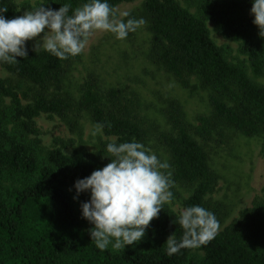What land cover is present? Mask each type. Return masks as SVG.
<instances>
[{"label": "trees", "instance_id": "obj_1", "mask_svg": "<svg viewBox=\"0 0 264 264\" xmlns=\"http://www.w3.org/2000/svg\"><path fill=\"white\" fill-rule=\"evenodd\" d=\"M132 1L109 3L115 9ZM84 2L49 0L45 6L58 10L71 3L75 9ZM44 3L47 0L35 7ZM0 6L8 7L6 18L20 16L16 0H0ZM251 7L252 0H200L203 16L198 17L178 0H144L157 60L184 85L196 77L214 90V113L201 118L202 133L209 135L212 127L222 124L246 136L264 135V84L253 81L244 67L227 58L206 23L211 20L220 35L240 42L254 74L262 76L264 37L253 23ZM26 47L28 57H17L16 64L0 63L10 73L41 87L60 83L66 67L79 58L60 60L42 48ZM95 88L92 82L87 83L80 105L103 125L104 134L117 137V144L143 141L146 130L142 124L128 111L109 108ZM110 93L119 95L118 90ZM28 98L27 92L20 94L0 79V264H264V199L200 248H184L168 256L166 241L142 240L125 249L113 250L109 245L106 251L98 250L90 237L93 225L82 217L80 207L90 199V193L81 192L74 199L64 186H74L77 179L109 163L110 157L101 158L81 148L65 153L56 147L43 153L30 138L37 133L35 119L43 113L66 117L70 103L62 96L41 94L25 104ZM183 120L179 111L178 132L166 137L174 179L197 183L184 208L205 207L216 177L206 150ZM6 181L15 185L5 187ZM179 216L165 203L145 233L160 238L173 235L179 240L183 236Z\"/></svg>", "mask_w": 264, "mask_h": 264}, {"label": "rangeland", "instance_id": "obj_2", "mask_svg": "<svg viewBox=\"0 0 264 264\" xmlns=\"http://www.w3.org/2000/svg\"><path fill=\"white\" fill-rule=\"evenodd\" d=\"M42 1L16 0L19 15L32 10ZM178 1L196 16H203L200 0ZM115 10L117 15L127 11L132 18H143L146 23L130 32L124 40L117 39L110 32H95L89 38L84 52L66 67L60 83L50 82L43 87L35 85L10 73L1 63L0 79L20 94L27 92L29 98L24 100L25 104L41 94L62 96L69 101L70 109L66 117L43 113L35 119L37 133L30 134V138L43 153L56 147L62 148L65 153L81 148L106 158L109 154L107 144L115 142L117 137L107 136L104 132L93 136L92 131L97 123L90 111L80 105L87 83L92 82L95 91L109 108L122 113L128 111L142 124L146 135L141 143L170 164L169 171L174 181L171 188L173 198L166 204L179 214L184 209L185 200L197 186V183L174 179L173 160L166 145V137L178 132L181 111L183 121L206 150L216 177L214 191L206 196L204 208L215 214L221 232L237 222L255 202L264 199V135L246 136L222 124L212 127L209 135L207 132L202 133L201 118H210L214 113L211 101L214 90L196 77H190V85H184L157 60L144 0L123 2ZM206 23L211 37L224 49L227 58L244 67L253 81L264 84V74H254L249 58L241 52V43L220 35L211 20L207 19ZM26 46L35 47V41H28ZM111 90H118L119 95L112 96ZM13 185V182H4L5 187ZM64 190L73 197L77 195L74 186L69 183L64 186ZM167 239L145 233L140 241L160 243Z\"/></svg>", "mask_w": 264, "mask_h": 264}, {"label": "clouds", "instance_id": "obj_3", "mask_svg": "<svg viewBox=\"0 0 264 264\" xmlns=\"http://www.w3.org/2000/svg\"><path fill=\"white\" fill-rule=\"evenodd\" d=\"M48 3L49 0L11 19L4 15L8 7L0 6V62L16 64L17 57H28V41H35V51L42 48L66 60L81 55L95 32H110L124 40L146 23L143 18H132L127 11L117 15L109 0H86L75 9L71 3H64L58 10L46 7ZM250 13L260 29L259 35L264 37V0H252ZM102 134L103 125L98 123L92 135ZM106 150L110 162L77 179V195L73 197L90 193V199L80 205L81 213L93 225L91 241L100 251L108 250L109 245L113 250L135 246L163 205L171 202L174 185L168 161L161 160L143 143L110 142ZM178 223L183 236L179 240L173 235L168 237V256L184 248L208 245L221 229L215 214L200 205L184 208Z\"/></svg>", "mask_w": 264, "mask_h": 264}]
</instances>
